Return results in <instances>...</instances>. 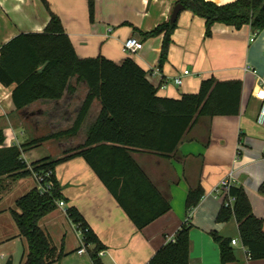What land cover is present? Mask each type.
<instances>
[{"label":"crops","instance_id":"crops-1","mask_svg":"<svg viewBox=\"0 0 264 264\" xmlns=\"http://www.w3.org/2000/svg\"><path fill=\"white\" fill-rule=\"evenodd\" d=\"M47 1L60 17L79 57L101 55L121 63L131 55L157 87L159 96L181 98L184 93H197L202 80L210 76L219 81L239 79L243 83L239 113L201 116L171 157L132 153L171 205L167 213L142 229L137 228L83 157L59 163L55 174L66 207L80 210L104 248L97 251V244L89 243L85 252L78 253L83 246L82 234L65 209L57 207L39 220V226L49 233L57 251L62 252L61 260L51 264H94L91 254L95 252L101 264H146L184 223L192 225L189 264H221L220 247L211 235L213 231L236 240L235 244L230 243L235 260L229 264H264V258L251 259L241 242L235 217L226 222L216 220L226 195L213 190L215 184L232 173L231 185L244 188L254 214L264 220V192L260 191L264 185V118L258 121L261 103L253 95L264 80V29L254 31L249 24L236 28L215 23L211 35L206 36L205 19L190 10H182L171 35L167 60L160 68L158 59L164 33L149 38H144L142 33L170 19L177 0H92V17L90 0ZM210 1L224 4L234 0ZM49 20L50 13L41 0H0V44L21 32H41ZM130 36L143 42V48L131 54L123 51V43ZM184 70L189 74H183ZM178 75L183 81L180 85L174 80ZM70 83L75 88L73 92L66 91L58 100H36L19 111L12 101L14 86L0 82V128L6 137L5 144L19 145L27 140L26 133L20 129L23 125L15 124L13 117L28 110L38 115L50 110L47 115H65L66 119L74 116L67 120L68 127L60 130L69 128L88 93L87 85L76 77ZM100 109V102L94 100L79 134L58 140L57 154L52 152L43 157H61L64 150L83 142ZM32 133L33 137L40 136ZM28 152L30 159L23 154L27 162L43 158L32 150ZM198 183L203 186L204 194L197 206L187 210V193ZM35 185L36 180L30 175L16 179L1 193L0 247L17 241L25 250L26 243L19 236L10 209L17 210V198ZM15 187L20 190L12 194Z\"/></svg>","mask_w":264,"mask_h":264},{"label":"trees","instance_id":"trees-1","mask_svg":"<svg viewBox=\"0 0 264 264\" xmlns=\"http://www.w3.org/2000/svg\"><path fill=\"white\" fill-rule=\"evenodd\" d=\"M50 13V20L41 32H21L0 44V82L14 86L12 101L23 110L36 100H58L66 91L75 88L70 80L77 78L88 87L73 124L66 129L32 137L24 142L5 144V134L0 128V195L10 183L38 172L44 176L42 184L52 182L50 191L40 192L37 185L17 198V210L10 213L26 247L23 264H51L61 260L49 233L39 226V220L55 210L59 199H64L55 174V167L68 159L81 156L95 171L116 198L129 218L142 229L167 213L169 200L149 179L136 162L133 152H149L161 157H171L179 148L189 130L201 116L236 115L241 103L242 82L239 79L218 80L214 76L202 80L197 93H184L181 98L162 97L147 78L146 71L131 55L121 63L104 56L81 58L60 17L51 10L47 0H41ZM205 19V35L210 36L215 23L236 28L249 24L252 29H264V0H234L217 4L210 0H177ZM91 17L93 1H89ZM177 20L159 23L152 31L143 32L144 38L164 33L158 66L167 60L171 35ZM98 100L101 109L86 131L85 140L64 150L61 157H43L27 162L25 151L49 140H62L79 134L90 108ZM260 191L264 192V185ZM204 194L198 183L187 193L185 206H197ZM229 195L233 205H223L216 220L226 222L235 217L241 242L251 259L264 258V220L253 212L251 202L242 186L232 185ZM76 207H68L69 218L81 227L85 244L104 245L87 224ZM184 223L175 233V241H167L146 264H189L190 230ZM220 247L221 264L235 260L231 240L211 232ZM94 264H101L97 252L91 254Z\"/></svg>","mask_w":264,"mask_h":264},{"label":"rangeland","instance_id":"rangeland-1","mask_svg":"<svg viewBox=\"0 0 264 264\" xmlns=\"http://www.w3.org/2000/svg\"><path fill=\"white\" fill-rule=\"evenodd\" d=\"M48 111L50 110H45L44 112L47 113ZM46 113L43 115H38L35 111L33 114H31V112L28 110L22 112L20 115L14 116L13 122L18 125L19 124L23 125L22 127H20V129L26 133L25 138L29 140L30 138L33 137L32 132H35V134L37 135H44L51 132L59 131L61 128L68 127L69 122H67V120H72L74 118V116H70L68 119H66L67 117H65V115L58 116V115H53V113L52 115L51 114L47 115ZM58 142H59L58 140H50L46 143L35 146L25 151L24 154H27L28 159L31 158L28 152L30 150L33 151L32 152L33 154H37V153L40 154L39 155L40 157L41 156L43 157L45 156V154L52 152H54L52 154H57L59 149ZM42 153H44V155H42ZM19 190H20L19 187H17V189L16 187L13 188L12 194L16 193ZM23 250L24 247H22L21 242L19 243L17 241L15 243H11L10 245L8 244L2 245L0 247V264H5L10 257L12 258V264H23L22 261Z\"/></svg>","mask_w":264,"mask_h":264},{"label":"built area","instance_id":"built-area-1","mask_svg":"<svg viewBox=\"0 0 264 264\" xmlns=\"http://www.w3.org/2000/svg\"><path fill=\"white\" fill-rule=\"evenodd\" d=\"M143 48V42L140 41L137 37L135 36H130L128 37L124 43H123V51L126 53H134L140 49ZM183 74H189L188 70H184ZM175 82L180 85L183 81H182V77L180 75L175 77ZM254 97L259 100V102L261 103L260 105V110H259V116H258V121L262 122L263 118H264V80L261 81L260 85L258 86V89L253 93ZM33 177L36 180V185L38 187V189L40 190V192L45 193L46 191H50L51 187H52V182L51 181H47L46 182V186H44L41 182L42 180H44V176H42L41 174H39L38 172H34ZM232 173H230L229 175H227L226 177L222 178L220 180V183H218L217 185L215 184V187L213 188V190L216 192L218 191H223L226 195V200L224 205H233V202L235 200L234 196H230L229 195V190L231 185V179H232ZM57 205L60 208L65 209L64 211L67 213V207L65 204V201L63 199H59L57 201ZM77 229L79 231L80 234H82V238H81V242H82V247H80L78 249V253H83L85 252V241H84V237H83V233L81 230V227H79V225H77ZM167 241H175V235L169 236ZM231 243L235 244L236 240L233 239L231 241Z\"/></svg>","mask_w":264,"mask_h":264},{"label":"water","instance_id":"water-1","mask_svg":"<svg viewBox=\"0 0 264 264\" xmlns=\"http://www.w3.org/2000/svg\"><path fill=\"white\" fill-rule=\"evenodd\" d=\"M183 9H184V6L181 3H176L174 5L172 13H171L172 15L170 16L171 24L174 23L178 19L179 14L181 13V11ZM5 264H12V258L10 257ZM58 264H60V263H58Z\"/></svg>","mask_w":264,"mask_h":264}]
</instances>
